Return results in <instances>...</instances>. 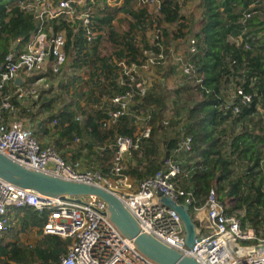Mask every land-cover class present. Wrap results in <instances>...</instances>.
<instances>
[{
	"label": "built area",
	"instance_id": "built-area-1",
	"mask_svg": "<svg viewBox=\"0 0 264 264\" xmlns=\"http://www.w3.org/2000/svg\"><path fill=\"white\" fill-rule=\"evenodd\" d=\"M128 1L131 7L126 12L122 8ZM187 2L197 4L192 11L195 28H187L186 20H183V36L174 38L170 34L167 45L161 25L155 19L160 9L159 0H27L22 8L30 14L35 30L22 50H15L13 43L0 63V153L35 171L103 187L121 201L143 233L194 258L199 264H264V228L256 230L248 223L243 226L235 215L227 213L231 204L221 202L213 188L197 205L192 190L176 185L175 179L181 175L179 158L190 154L192 140L180 126L174 125L171 116L166 115L162 121L165 128L179 133L171 156L136 187L125 174L127 160L133 161L132 151H137L139 140L147 138L150 132L149 113L137 109V97L152 92L145 87L146 80L140 77V72L165 66L169 56L176 54L175 46L178 45L176 61L181 76L188 81V86L201 84L194 60L199 51L196 22L202 0ZM137 4L145 12V22L150 24L141 26L140 30L158 27L152 37L146 32L144 36L137 32ZM256 5L257 2L250 4L248 12L241 16V22L255 12ZM108 17L110 21L105 22ZM109 28L124 37V42L132 48V55L124 44L109 54L111 74H106V79L100 77L103 94L91 106L105 113L106 117L101 121L103 130L114 129L120 119L128 117L134 132L131 137L114 133L108 174L102 175L98 165L87 164L79 158L65 160L51 143L55 136L40 142L35 138V131L38 124L46 123L43 120L47 112L39 111L43 91L52 85L53 93L64 92L70 75L77 76L76 81H82L84 91L90 89L91 66L77 65L75 60L100 55L99 47L94 52L91 48L97 42H103ZM137 47L142 58L140 64H137ZM16 79H21L20 85L15 84ZM235 100L248 106L252 97L238 86L231 89L227 97L229 103ZM84 104L82 100L81 105ZM238 111L235 106L233 112ZM55 124V120L47 122L45 129L51 130ZM81 141L74 138L73 148ZM106 145L109 146V141ZM159 193L192 210V220L199 224L192 248L184 242L178 215L160 203ZM80 200L83 204L41 197L35 191L0 179V237H5L15 226L24 209H32L45 212L42 236L53 235L67 241L65 253L59 256L56 264H155L141 255L107 219L104 203L93 196Z\"/></svg>",
	"mask_w": 264,
	"mask_h": 264
},
{
	"label": "trees",
	"instance_id": "trees-1",
	"mask_svg": "<svg viewBox=\"0 0 264 264\" xmlns=\"http://www.w3.org/2000/svg\"><path fill=\"white\" fill-rule=\"evenodd\" d=\"M26 1L0 0V63L13 43L15 50H22L35 30L30 14L22 8ZM159 1L156 23L175 25L178 32L171 35L182 37L185 28L182 22L187 20L182 11L187 0ZM253 2H257L255 12L241 22V16ZM130 7L128 1L122 10L129 12ZM199 10L196 22L199 51L194 65L202 81L193 87L185 85L176 92L177 95L184 92L191 98L183 107L180 128L192 140L190 154L179 158L181 175L175 179L176 185L192 190L197 205L213 188L221 202L231 204L227 207L228 214L239 218L243 226L249 223L257 230L264 226V0H202ZM145 19V12L139 10L137 32L141 34H144L141 26H150ZM104 21L109 22L110 17ZM192 25L194 22L187 24V28ZM161 30L165 44L169 45V33ZM229 38L234 41L230 42ZM122 44L131 54L132 48L124 42V37L109 28L103 42L91 48L94 52L99 47L100 55L75 60L77 65L91 66L90 89L81 88L68 96V87L78 78L70 75L64 92L53 93L51 85L39 100V111L47 112L43 121L55 120L56 124L51 130L45 129L46 123L38 124L35 138L40 140L39 131L55 136L51 143L65 160L84 159L87 164L98 165L102 175L108 174L114 133L131 137L134 132L128 117L120 119L114 129L103 130L101 121L105 113L91 106L103 94L100 77L106 79V74H111L109 54ZM141 59L137 47V64ZM238 86L251 95L248 106L240 105L238 100L227 102L231 89ZM167 96L165 90H152L146 96L137 97V109L150 115L147 122L150 132L147 138L139 140L137 151L131 154L134 165L125 170L134 187L158 171L176 148L179 133L162 124L170 107ZM82 100L84 105H81ZM235 106H238L237 113L233 112ZM34 116L31 115V119ZM174 125L178 126L179 122L176 120ZM76 137L82 141L73 148ZM106 141L109 146H105ZM189 214L193 218L192 210ZM44 221L45 212L24 209L15 226L5 237H0V264H56L65 253V239L41 236L30 248L18 237L19 233L32 228L38 230L39 236ZM195 225L199 226L196 222Z\"/></svg>",
	"mask_w": 264,
	"mask_h": 264
},
{
	"label": "water",
	"instance_id": "water-1",
	"mask_svg": "<svg viewBox=\"0 0 264 264\" xmlns=\"http://www.w3.org/2000/svg\"><path fill=\"white\" fill-rule=\"evenodd\" d=\"M15 84L20 85L21 79H16ZM0 179L17 187L35 191L41 197L46 198H58L83 204L80 198L96 197L104 203V213L119 233L130 240L135 249L153 263L199 264L194 258L183 255L160 243L152 236L143 233L136 220L126 210L121 201L103 187L73 182L45 172L35 171L13 162L1 153ZM158 196H160V193ZM160 203L172 209L178 215L184 230V242L188 247L192 248L198 231L188 208L184 205H177L164 196L160 198Z\"/></svg>",
	"mask_w": 264,
	"mask_h": 264
},
{
	"label": "rangeland",
	"instance_id": "rangeland-1",
	"mask_svg": "<svg viewBox=\"0 0 264 264\" xmlns=\"http://www.w3.org/2000/svg\"><path fill=\"white\" fill-rule=\"evenodd\" d=\"M196 3H185L182 14L187 18L186 24L195 23L194 16H193V8L196 6ZM140 10L139 5L137 4V12ZM192 16V17H191ZM263 17V16H262ZM189 19H192V22H189ZM264 19V18H263ZM192 27L195 28L194 25ZM158 28V27H155ZM155 28H151L150 30H146L144 32L147 33L148 36L152 37V33L154 32ZM160 29H164L170 34H173L176 31V26L172 25H161ZM144 36L145 34H141ZM180 46H175L176 54L173 56H169L165 66L160 68H148L147 70L140 72V77L145 79V87L147 90H165L168 94L167 100L170 103L169 110H167L166 115L171 116V120L173 123L177 120L179 125L184 118L183 114V107L185 106L186 101H191L189 96L183 93L176 94L179 89L183 88L185 85L188 84V81L185 80L179 71L178 63L176 61L177 58V48ZM53 79H51V82ZM85 85L82 83L81 80H77L73 86L68 87L67 95H72L73 92L78 91L79 89L83 88ZM188 86V85H187ZM181 92V91H180ZM39 137H47L42 131H39ZM45 139V138H44ZM84 162L86 160L83 159ZM128 169L134 165V161L129 162L127 160ZM37 229L32 228L31 230H27L18 234L19 240L24 242L28 247L32 248L35 245L36 240L38 237L36 235Z\"/></svg>",
	"mask_w": 264,
	"mask_h": 264
},
{
	"label": "crops",
	"instance_id": "crops-1",
	"mask_svg": "<svg viewBox=\"0 0 264 264\" xmlns=\"http://www.w3.org/2000/svg\"><path fill=\"white\" fill-rule=\"evenodd\" d=\"M44 140H46V139H44L43 137H40V142H42V141H44ZM263 213V212H262ZM239 219V218H238ZM264 220V219H263ZM249 224V223H248ZM252 226V225H251ZM253 227V226H252ZM254 228V227H253ZM263 228H264V226H263ZM38 231V230H37ZM36 235H37V233H36ZM42 236V234H41V230H40V235L38 236L37 235V237H38V239H39V237H41ZM67 243V242H66ZM67 245V244H66Z\"/></svg>",
	"mask_w": 264,
	"mask_h": 264
}]
</instances>
